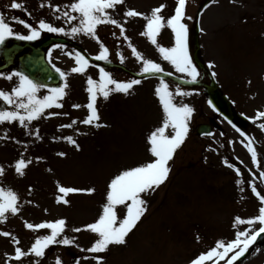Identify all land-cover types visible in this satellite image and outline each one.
I'll return each mask as SVG.
<instances>
[{
	"label": "rangeland",
	"instance_id": "rangeland-1",
	"mask_svg": "<svg viewBox=\"0 0 264 264\" xmlns=\"http://www.w3.org/2000/svg\"><path fill=\"white\" fill-rule=\"evenodd\" d=\"M203 1L186 0L184 22L188 24L191 58L195 14ZM13 2L20 3L22 8H12ZM73 2L78 0H0V13L20 35L31 34L25 23L18 22L20 20L37 29L40 20L65 29L63 33L42 30L37 41L46 36L67 38L95 58L102 51V42L109 49L107 61L143 73V60L132 52L135 47L144 59L160 63L164 69L161 73L192 80L165 61L157 46L143 35L147 24L145 16H125L129 9L150 16L154 8L165 5L160 13L165 17V26L157 35V43L171 47L175 44V35L166 20L174 15L178 0H123L107 11L124 25V31L121 32L119 25L102 23L96 30L99 41L85 33H72L78 20L68 21L64 12L79 17V12L70 8ZM56 5L60 6L59 11ZM188 16L192 19L188 20ZM198 42L200 59L212 74L215 73L217 84L231 100L240 122L228 125L213 114L204 87H187L164 80L177 103L194 108L189 133L168 162L167 180L142 194L147 210L127 237V243L111 245L108 251L99 254L105 257L103 264H190L218 241L230 242L238 232L249 229L247 223L236 222L237 216L247 221L259 215V208L264 207V201L251 190L255 183L264 195V176H261L264 172V128L261 127L264 117L258 115L264 111V0H210L200 13ZM76 53L63 43L51 44L45 51L51 67L59 68L65 75L62 77L58 72L60 83L40 89L38 96L49 95L52 89L66 85L65 96L32 121L26 120L24 125L18 119L0 123V165L5 168L0 175V187L12 189L19 196V211L9 212L0 219V233L11 234L8 237L0 234V264H56L57 258L62 264H76V261L97 264L92 259L97 254L87 249L98 235L87 229L80 232L74 229L95 222L102 214L111 179L127 168L153 159L148 137L163 125L165 118L155 95L161 79H144L121 68H104L115 80L127 82L137 78L141 81L128 93L110 91L108 99H104L99 91L101 67L89 63L83 73H73L71 69L78 66ZM197 69L200 73L197 80L208 83L206 74L199 67ZM11 71L8 69L5 76H0V90L14 97L12 90L18 86L19 78L13 75L17 72ZM8 75L13 78L9 80ZM88 77H92L98 89L96 107L100 120L92 124L82 123L90 114L86 107L90 102ZM177 86L189 95H178ZM108 88L114 89L115 85H108ZM77 104L81 107H73ZM5 109L19 110L23 114L15 104L0 98V111ZM201 122L213 125L210 136L193 134L192 128ZM250 148L257 153L255 160ZM61 152L66 155H59ZM20 158L31 161L23 175L15 170V162ZM60 186L94 188L95 191L62 194ZM117 208L122 217L126 209ZM59 219H65L66 226L57 240L66 236L73 240L72 244H50L42 258L29 252L21 261L9 260L17 246L28 252L38 238L51 234L48 228L29 229L27 223L35 225ZM260 226L256 222L251 227L258 229ZM16 240L20 242L18 245ZM226 259L216 264H225ZM204 264H213V261ZM240 264H264V245L255 247Z\"/></svg>",
	"mask_w": 264,
	"mask_h": 264
},
{
	"label": "snow or ice",
	"instance_id": "snow-or-ice-1",
	"mask_svg": "<svg viewBox=\"0 0 264 264\" xmlns=\"http://www.w3.org/2000/svg\"><path fill=\"white\" fill-rule=\"evenodd\" d=\"M123 0H78L73 2L70 8L79 12V17H75L69 11L64 12V17L68 21L78 20V26L72 27V33H85L96 40H100V37L96 34L97 26L102 23H110L112 25H119L121 32L124 31V25L117 19L113 18L107 10L115 8ZM11 7L14 9L22 8V5L18 2H13ZM165 5H160L152 10L150 16H146L144 13L129 9L126 13V17L145 16L147 20L146 31L143 35L150 38L152 44L156 45L159 52L162 54L165 61H169L174 68L180 72L187 74L191 77L192 81H196L200 73L196 64L193 62L188 51V24L185 20V8L186 0H178V5L175 8L174 15H171L166 20V25L170 26L175 35V44L171 47L161 46L157 43V35L161 29L165 26V17L161 15L162 9ZM59 11L60 6H55ZM191 20L192 17H186ZM16 20V17H12ZM19 23H26L23 20ZM31 30L29 35H20L13 31V28L9 22H6V17L0 13V44H4L8 37L13 35L18 36L20 39L35 40L39 37L42 30H47L55 33H63L65 29L63 27H54L51 23H47L44 20H40L38 29L31 24H26ZM203 31V29H201ZM131 47V41H129ZM102 51L96 57L97 60H108L109 49L101 42ZM133 55L138 59L143 60L142 72L144 74L161 73L164 69L160 63L154 62L152 59H144L142 53L137 51L135 47H132ZM71 56L72 53H69ZM124 57L121 56V62ZM75 62L78 66L73 67L71 71L73 73H83L86 66L89 64V60L80 53H76ZM211 66V65H210ZM57 72L63 77L65 75L59 68ZM100 85L99 91H102L103 98L108 99L110 91H117L128 93L134 85L141 83L138 79H131L127 82L118 81L112 78L111 73L105 71L104 68H100ZM170 74V73H169ZM19 78L18 86L13 88L12 92L14 97L2 90H0V98H3L8 104H15L21 111H9L7 109L0 111V123L7 121L19 120L21 125H24L26 120L32 121L35 117L40 116L45 109L51 108L60 98L66 95L65 87H58L51 90V94L38 96L40 89L45 88L44 84L37 83L29 76L22 72L14 73ZM13 75H8L7 78L11 80ZM215 75V73H213ZM0 76H5L4 73H0ZM87 88L90 94V102L86 105L90 110V114L83 119L82 123L92 124L94 121H99L100 116L96 107L97 102V87L94 86L95 82L92 77H88ZM108 85H115L114 89H109ZM178 95H189L187 92H182L179 86L176 88ZM155 95L159 98V102L162 105L165 118L163 125L153 130L148 141L150 142V152L153 159L144 162L138 166L127 168L121 171L113 179H111L106 193V202L103 204L102 214L93 223L84 225L83 228H75L74 231L80 232L84 229L90 230L92 233L98 235V238L94 241L92 246L87 249L91 253H96L92 259L97 261V264H103L105 257L99 255L100 253L109 250L111 245H123L127 243V237L136 228L138 222L146 212V199L142 194H147L154 188L159 187L164 183L170 171L168 162L173 159L176 150L183 144L186 136L189 133V122L194 112V108L186 103H177L175 97L171 91H169V85L161 78L160 85L155 90ZM211 103V101H209ZM56 106L62 107L61 104ZM73 107H81V105H73ZM50 115H57V113H50ZM260 117H264V111L258 112ZM71 126V125H69ZM99 127V123L96 124ZM264 128V125H261ZM170 129V131H167ZM78 148L79 145L71 137L67 138ZM252 154L253 160L256 159L257 153L253 149H249ZM64 156L66 153H59ZM40 159V158H38ZM31 164L30 160L20 158L15 162V170L18 174L23 175L27 165ZM236 171L239 173L240 169ZM5 168L0 165V175H3ZM264 176V172L261 173ZM240 181H238L239 183ZM251 190L260 201H264V195L257 190L255 183L251 185ZM80 191L94 192V188L78 189L75 187H59V192L62 194L75 193ZM63 199V196H61ZM19 196L18 193L12 189L5 190L0 187V219L5 218L7 213L16 214L19 211L18 205ZM64 203H68V200H63ZM117 206H123L126 209V213L121 217L118 215ZM236 222L239 224L247 223L249 229L240 231L236 234V238L230 242L220 240L214 247H211L207 252L201 253L197 258L193 259L190 264H204L205 261L212 260L213 264H216L218 260H225L226 264H233L240 257L244 256L248 252L249 247L254 243L258 236L264 234V207L259 208V215L252 218L243 220L237 216ZM256 222L261 225L258 229L252 228ZM66 226L65 219H59L55 222H45L40 224L27 223L26 227L29 229H51V234L48 236L38 238L28 252L24 251L21 247L17 246L14 250L13 256L9 257V260L21 261L23 257L34 253L36 257H44L45 248L53 243H60L64 245H70L73 240L68 237H63L57 240V237L61 236ZM3 236L8 237L11 234L7 231L2 233ZM43 241V243L41 242ZM18 245L20 242L15 241ZM258 251V249H257ZM232 253L230 256L229 254ZM56 264H62V261L57 258ZM76 264H80L76 261Z\"/></svg>",
	"mask_w": 264,
	"mask_h": 264
},
{
	"label": "water",
	"instance_id": "water-1",
	"mask_svg": "<svg viewBox=\"0 0 264 264\" xmlns=\"http://www.w3.org/2000/svg\"><path fill=\"white\" fill-rule=\"evenodd\" d=\"M197 27H198V22H196L195 24V35H194V41L196 47H197V30H198ZM51 42H68L72 45H75L71 41H68L66 39L49 38L43 41L41 44H39L37 48L33 49L29 53V55H26L25 57L22 58V69L31 78L37 79L38 81L44 84H56L59 81L58 75L49 68V66L44 61V57H43L44 54L43 49ZM194 57L196 62L201 66V63L197 60L196 51L194 53ZM97 62H101V61L98 60ZM151 75L153 74H148L147 76H151ZM159 76L186 85L193 84L190 82L179 80L170 75H159ZM206 93L209 99L211 100V102L213 103V105L216 107V109L223 117H225L228 121L237 122V119L235 118V114L228 100L224 95L221 94V92L219 91L213 80H211L210 85L207 86ZM195 130L198 135L209 134L211 132L210 126L204 124L198 125L195 128ZM262 244H264V234L258 236L257 240L250 245L248 252H246L245 255L240 257L237 261H234L233 264H239L249 255V253L253 250L255 245H262Z\"/></svg>",
	"mask_w": 264,
	"mask_h": 264
},
{
	"label": "flooded vegetation",
	"instance_id": "flooded-vegetation-1",
	"mask_svg": "<svg viewBox=\"0 0 264 264\" xmlns=\"http://www.w3.org/2000/svg\"><path fill=\"white\" fill-rule=\"evenodd\" d=\"M12 44H13V43H11L10 46H12ZM23 53H24V49L22 48V49H20V50H18V51L12 52V56H11V57H19V56H21V54H23Z\"/></svg>",
	"mask_w": 264,
	"mask_h": 264
}]
</instances>
